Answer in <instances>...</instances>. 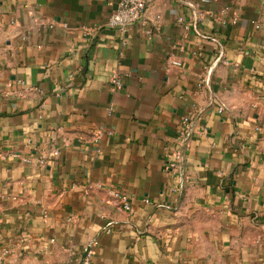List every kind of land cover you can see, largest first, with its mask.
<instances>
[{
	"label": "crops",
	"instance_id": "obj_1",
	"mask_svg": "<svg viewBox=\"0 0 264 264\" xmlns=\"http://www.w3.org/2000/svg\"><path fill=\"white\" fill-rule=\"evenodd\" d=\"M119 1L0 0V264H264V0Z\"/></svg>",
	"mask_w": 264,
	"mask_h": 264
},
{
	"label": "built area",
	"instance_id": "obj_2",
	"mask_svg": "<svg viewBox=\"0 0 264 264\" xmlns=\"http://www.w3.org/2000/svg\"><path fill=\"white\" fill-rule=\"evenodd\" d=\"M146 2L145 0H120L116 10L109 18L108 22L106 23V26L110 29H116L122 32H126L129 28L137 25L143 18V15L146 11ZM168 69H174V68H180L182 66L181 61L174 58L168 59ZM113 84L116 86L122 85L120 79L115 77L113 79ZM219 112H223V108L219 109ZM191 124L190 118H184L181 123V128L179 131V143L186 144L187 139L189 138L188 130ZM60 154L59 150H55L53 152V155L55 157H58ZM182 156L180 154H177L176 159H181ZM47 161L46 158L42 159L40 161L41 164H45ZM172 167H176V165L173 163L171 165ZM115 200L119 201L122 204V210L131 211V206L127 200V197L121 195L120 193L113 192L112 193ZM104 231L106 233L111 232V227L107 226ZM96 245V242L91 243V245L86 249V257L81 260V264H90L92 260V254H93V246ZM10 250H6L4 255L10 254Z\"/></svg>",
	"mask_w": 264,
	"mask_h": 264
},
{
	"label": "water",
	"instance_id": "obj_3",
	"mask_svg": "<svg viewBox=\"0 0 264 264\" xmlns=\"http://www.w3.org/2000/svg\"><path fill=\"white\" fill-rule=\"evenodd\" d=\"M86 253H87V252H85V254H84V256H83V259L86 257ZM83 259H82V261H83Z\"/></svg>",
	"mask_w": 264,
	"mask_h": 264
}]
</instances>
